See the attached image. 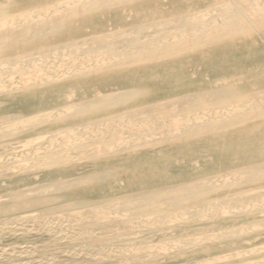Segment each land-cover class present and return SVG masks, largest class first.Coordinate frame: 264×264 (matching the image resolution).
I'll return each mask as SVG.
<instances>
[{
  "label": "rangeland",
  "instance_id": "obj_1",
  "mask_svg": "<svg viewBox=\"0 0 264 264\" xmlns=\"http://www.w3.org/2000/svg\"><path fill=\"white\" fill-rule=\"evenodd\" d=\"M0 1H18L22 5L34 6L50 4L58 0ZM260 8L264 9V0H141L135 4L85 16L70 31L37 41L29 46L33 50L40 51L41 48L50 49L65 40H84L85 37L98 32L105 35L109 31L184 15L186 19L191 20V23L208 20H216L219 23L220 19L228 14L243 11L247 22L252 26L244 35L197 49L151 67L120 69L115 73H103L93 78L72 81L62 90L55 88L56 92L55 89L47 92L39 89L0 95V124H2L5 120L2 116L6 113L17 111L24 113L41 109L46 105L61 106L76 102L85 96H101L111 90H121L130 86L147 89L146 94L125 105L88 118L107 120L104 125L109 124L108 127L112 128H105L103 124L102 128L106 129L108 135H112L114 131L113 137L110 136L111 139L98 154L93 151L90 156L84 158L82 153L80 161L69 166L20 176L8 172L12 167L11 164L1 163L0 195L35 183L111 170L115 172L111 182L97 183L92 187L71 188V199L79 201L106 199L133 191L214 176L221 181L226 178L230 182L219 184L215 192L207 191L208 194L203 195L201 202L185 203L170 208L158 205L155 209L164 210L158 214L127 215L124 212L111 213L108 208L95 207L50 213L55 221L58 220L57 223L62 221L63 224L65 223L64 227L69 226V231L74 235L70 237L71 239L67 238L63 241H57L51 232L41 230L42 220L34 217L29 223L33 232L19 235L9 232L0 234V243L15 247L12 256L9 255L7 259L4 258L5 260L0 259V264H264V227L262 226L264 177H259L257 173L260 169H264V115L219 131L144 148L114 151L117 145L126 144L130 137L132 139L133 136L137 137L144 128L153 133V136L151 135L153 138L156 136L159 138L164 134H171L175 124L179 123V120L182 121V117H191L200 122L204 114L217 115L221 110L227 111L226 109L236 106L244 96L260 94L264 91V26L255 21L261 16L256 13V10L257 12L261 10ZM254 23L258 25L255 26ZM63 51H66V55L62 54ZM54 52L57 57H52L51 61L57 63L59 68H65L64 64L67 65L68 61L76 62L85 58L83 55H78L80 59H77V54L71 52V48L69 51L58 49ZM225 86L237 87L243 96L240 100L215 103H205L197 96L199 92H208ZM184 95L187 97L193 95V110L188 108L189 103H183V98L181 101L178 100ZM145 105H153L154 111L150 116H148L150 112L140 111ZM232 109L234 113L236 108ZM129 113H135L133 114L135 116L140 113L141 116H134L137 118L135 120L129 119L133 116ZM145 113L147 114L144 115ZM128 116L129 118H126ZM88 119H77L75 123L86 122ZM111 122L114 127L111 126ZM60 126L56 124L53 127H46L41 133H47ZM29 136L25 133L17 139H25ZM53 141L60 144L69 140L54 137ZM5 142L9 144L13 141L4 140L2 146L7 147ZM245 178L247 179L245 182L237 181ZM245 196L246 199L242 198ZM197 198L199 199V196ZM3 202L0 200V220L23 215L26 211L36 212L42 208L36 204L32 208L23 209L10 200ZM259 203L261 206H258ZM193 205L199 206L186 212L191 220L183 221L181 218L187 216L184 212ZM237 206L245 210L239 213L240 208ZM155 215L164 217L167 224L150 228ZM249 226L254 227L255 231L223 239L224 241L215 240L209 243L205 241V244L200 243L198 247L192 245L183 247L185 244L183 239L186 242L189 241L188 238H209L211 233L230 235L244 228L251 230ZM28 243L31 252L27 254L22 252V255L21 252H16L21 244L24 246ZM256 250H260L259 253ZM159 252H163L162 255L154 259V255ZM119 254H122V257H119Z\"/></svg>",
  "mask_w": 264,
  "mask_h": 264
},
{
  "label": "bare ground",
  "instance_id": "obj_2",
  "mask_svg": "<svg viewBox=\"0 0 264 264\" xmlns=\"http://www.w3.org/2000/svg\"><path fill=\"white\" fill-rule=\"evenodd\" d=\"M139 1L141 0H58L50 4L34 6L22 5L18 1H0V95L23 90L42 89L44 92L54 90L55 88L62 90L64 86L72 81L93 78L103 73H115L116 70L120 69L151 67L152 65L161 64L168 60L175 59L176 57L191 53L197 49L244 35L249 32L250 27H252L247 22L244 13H242L243 11L241 13H231L228 14V16H226V14L224 15L226 16L225 18H222L221 15L222 20L220 19L219 23L216 22V20L191 23V20L186 19L187 17L184 15L170 17L159 22L154 21L153 23L150 22L144 25H134L133 27L124 29L119 28L120 30L109 31L107 34L105 33V35L98 32L95 33V35L85 37L84 40H65L50 49L41 48V50L39 49L40 51H36L29 47L37 41L49 39L59 33L62 34L70 31L85 16L135 4ZM260 9L261 10L258 12L256 10V13L261 16L259 19L257 18L258 21H255L258 22L259 25L264 26V9ZM193 16H195V14ZM191 17L192 16L189 18ZM258 24L256 23L255 26ZM70 48L71 52L77 54V59H80L78 55H83L85 58L78 61L76 60V62L68 61L67 65L64 64L65 68H59L57 63L51 61L52 57H57L54 55L57 51L55 53L54 50L68 49L69 51ZM62 54L66 55V51H63ZM56 89L54 92H56ZM146 92L147 89L144 87L130 86L121 90H111L105 94H101V96H85L76 102L61 106L46 105L41 109L24 113L20 111L6 113L2 116L5 120L0 124V164H3V162L11 164L12 167L8 172H11L12 175L20 176L35 174V172L46 171L56 167L69 166L78 160L80 161V155L82 153L84 154V156H82L84 158L85 156H90V153L93 151L98 154L102 151L103 146L108 143V140L111 139L110 136L113 137L114 131L112 135L106 133L105 128L110 127L109 124L104 125V122L107 120H89L88 118L104 111L114 110L135 98L143 96ZM198 94L197 96L205 103L240 100L243 96L235 86H225L208 92H199ZM254 94L244 96L236 106H233L232 108H236L234 113H232L233 109L230 108L226 109L227 111L221 110L220 113L218 112L219 114L214 116H211L212 114H204V116H202L203 120L200 122L189 117L191 118L190 120L187 116L182 117V121L179 120L180 122L177 118L176 120L179 123L175 124L173 128L174 131L171 134H164L159 138H157V136L153 138V133L146 128L134 138L133 135L135 132L139 131L141 128L139 130L137 129L134 134L132 133L133 139L130 137L131 139L129 138L126 144L121 143L120 146H115L116 148L114 151L144 148L159 143L194 137L208 132L219 131L229 126L232 127L234 124L260 117L264 115V91L260 94ZM193 95L189 97L184 95L183 97H179L178 100L181 101L183 98L184 102H182L189 103L188 108L193 110ZM178 105L180 106V104ZM140 111L150 112L148 113V116H150L151 112L154 111L153 105H145ZM130 114L132 113H129V115ZM146 114L147 113L144 115ZM137 115L141 116L140 113ZM134 116L135 115L131 118L128 116L126 118L133 119ZM116 118H113V120H116ZM77 119L88 120L82 123H75ZM135 119L137 118H134V120ZM112 122L111 126L115 123ZM117 123L119 122L117 121ZM56 124H60L61 126L47 133H41L44 128L53 127ZM102 124L105 128H102ZM25 133H28L30 136L25 139H17L18 136ZM54 137L61 139L67 138L69 141L67 143L63 141L60 144H56L53 141ZM6 139L13 141L12 143L10 142L11 144L5 142L7 147L2 146L4 144L3 141ZM113 139L114 138H112V140ZM123 143H125V140ZM91 147H93V149ZM82 160L84 159L82 158ZM5 169L7 170V168ZM257 173L259 177H264V169H260ZM114 177L115 172L111 170L90 175L35 183L28 187L18 188L10 193L0 195L1 202L10 200L14 205L21 206L23 209L32 208L36 204L42 207L36 212L26 211L25 214L20 216L11 217L10 219H1L0 234L2 232H9L13 235L29 234L33 232V228L29 226V223L32 222L34 217H39L42 220V227H40V229L51 232L57 241H63L67 238L71 239L70 237L74 235L69 231V226L68 229L64 227L65 223L63 224L62 221V223H57L58 220L55 221V219L50 216V213L58 211L67 212L68 210L84 207H95L97 209L108 208L111 213L124 212L127 213V215H141L142 213H150L149 215L158 214L164 211L155 209L158 205L159 207L164 206L165 208H170L178 207L185 203L201 202L203 201V199H201L203 195L208 194L207 191L215 192L219 184L229 182L226 178H223L224 180L221 181L218 177L214 176L207 179L172 184L165 187L159 186L151 189L133 191L106 199L88 201L71 199V188L92 187L97 183H109ZM246 178L248 179V177ZM246 178L237 181L242 183L247 180ZM245 195L247 196V194ZM198 196L199 199L197 198ZM246 196L242 198L246 199ZM257 201L258 200H256V202ZM228 202H230V200ZM260 203H262V201H260ZM259 204L258 206H261V204ZM198 206L199 205H193L191 208L189 207L186 209L184 213L187 216L181 219L183 221L191 220L190 215L186 212ZM256 206L257 205H255V207ZM238 208H240L239 213L245 210L240 206ZM166 224L167 220L164 217L156 216L149 227H162ZM245 226L248 227L247 225ZM262 226L264 227V223ZM249 229L251 230H248V228L240 229L241 231L239 232L235 230L236 233H229L230 235L211 233V237L209 238H188L189 241L186 240V242L185 239L182 238L185 243L184 246H182L186 247L192 245L193 247H198L200 243L203 244L205 241H207L206 243L215 240L220 241L238 235L241 236L248 231H255L254 227L249 226ZM20 246L21 247H18L19 249H16V252H21V255L22 252L27 254V252L32 251L29 243L24 246L21 244ZM14 248L15 247L12 248L8 244L0 243V259L9 257V255L14 252ZM147 249L146 247L145 250ZM162 253L163 252H159L155 254L153 258H157L162 255ZM89 254L90 253H88V255ZM119 257H122V254H119ZM50 261H48V263Z\"/></svg>",
  "mask_w": 264,
  "mask_h": 264
}]
</instances>
